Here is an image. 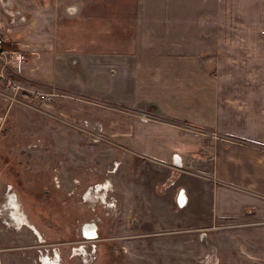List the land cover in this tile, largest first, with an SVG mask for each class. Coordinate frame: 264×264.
<instances>
[{"label": "crops", "instance_id": "1", "mask_svg": "<svg viewBox=\"0 0 264 264\" xmlns=\"http://www.w3.org/2000/svg\"><path fill=\"white\" fill-rule=\"evenodd\" d=\"M130 3L131 15L95 12L88 27L58 25L56 41L40 29L22 70L65 93L61 106L78 122L122 133L121 144L144 164H159L166 176L179 164L176 189L187 202L178 207L173 188L172 206L195 213L205 198L209 211L198 219L226 221L242 245L264 253V0H215L213 11L207 0L200 11L192 0H168V11L164 0ZM73 8L60 18L83 15ZM17 14L1 11L8 31L0 32L24 29L30 38L33 19L21 23L26 16Z\"/></svg>", "mask_w": 264, "mask_h": 264}, {"label": "rangeland", "instance_id": "2", "mask_svg": "<svg viewBox=\"0 0 264 264\" xmlns=\"http://www.w3.org/2000/svg\"><path fill=\"white\" fill-rule=\"evenodd\" d=\"M130 1L0 0L6 18L13 7L26 16L21 23L33 19L34 26L30 38L24 29L17 37L0 36L8 47L23 50L27 61L26 45H40V29L56 41L51 29L58 25L88 27L95 12L131 15L136 5ZM164 1L168 11L170 3ZM192 1L193 11L205 6ZM214 2L207 0L209 11ZM67 4L75 5L72 15L79 6L83 15L62 20ZM237 8L247 10L241 4ZM1 11L0 28L7 30ZM24 34L32 41L24 42ZM194 47L186 46L188 51ZM10 69L0 58V264H52L47 259L58 264H264L258 257L264 253L242 245L226 221H212L207 214L198 219L209 211L205 198L195 213L190 206H172L169 195L178 188L179 168L172 166L166 176L159 164H144L121 144L122 133L92 132L94 123L64 112L65 93L30 80L39 78L24 67ZM189 74L190 69L180 70L176 78ZM92 220L99 236L87 240L80 227Z\"/></svg>", "mask_w": 264, "mask_h": 264}, {"label": "built area", "instance_id": "3", "mask_svg": "<svg viewBox=\"0 0 264 264\" xmlns=\"http://www.w3.org/2000/svg\"><path fill=\"white\" fill-rule=\"evenodd\" d=\"M6 42H7L6 38L5 37L3 38L0 36V58L3 59L4 65L6 64V60H8L9 69L11 68L10 69L11 71L13 70L16 72L17 70H19V68L21 70V63L25 61V56H26L25 53L23 52V50L17 49V47H11V48L8 47L6 45ZM17 64H18V67H17ZM142 119H145V118H142ZM94 128L98 129L101 127L100 125H95ZM174 165L177 166V168L179 167V164L177 163ZM183 193H184V188L180 187L177 191V199H176L178 207L184 206L187 202V197ZM180 195L181 196L184 195V199L182 200V203L179 201Z\"/></svg>", "mask_w": 264, "mask_h": 264}, {"label": "bare ground", "instance_id": "4", "mask_svg": "<svg viewBox=\"0 0 264 264\" xmlns=\"http://www.w3.org/2000/svg\"><path fill=\"white\" fill-rule=\"evenodd\" d=\"M15 20H19V15L17 14L16 17H13ZM105 189H107L106 185L104 186ZM184 199V197H182L181 195L179 196V201L182 203V200ZM82 229V235L87 238V239H96L97 237H95L98 233H97V227L96 225H94L92 222H88L82 225L81 227Z\"/></svg>", "mask_w": 264, "mask_h": 264}, {"label": "flooded vegetation", "instance_id": "5", "mask_svg": "<svg viewBox=\"0 0 264 264\" xmlns=\"http://www.w3.org/2000/svg\"><path fill=\"white\" fill-rule=\"evenodd\" d=\"M91 222H92L94 225H96L97 230H98V226H97V224H96V221H95V220H92ZM87 223H88V222H87ZM83 224H85V223H83ZM83 224H81V227H82ZM29 227H30V225H29ZM34 227H35V226H34ZM81 227H80V231H81V234H82V229H81ZM30 228H31V227H30ZM82 237L85 238L83 235H82ZM85 239H87V238H85ZM87 240H90V239H87ZM91 240H92V239H91ZM77 249H79V248H77ZM79 253H81V252H79ZM46 257H47V256H46ZM44 259H47V258H44ZM48 260H49L52 264H58V263H56L53 259H51V260H50V259H47V261H48Z\"/></svg>", "mask_w": 264, "mask_h": 264}, {"label": "water", "instance_id": "6", "mask_svg": "<svg viewBox=\"0 0 264 264\" xmlns=\"http://www.w3.org/2000/svg\"><path fill=\"white\" fill-rule=\"evenodd\" d=\"M17 12H18V15H20V12L17 10Z\"/></svg>", "mask_w": 264, "mask_h": 264}]
</instances>
